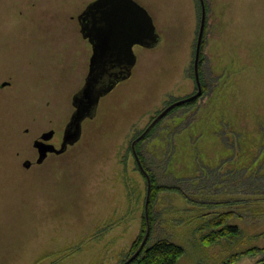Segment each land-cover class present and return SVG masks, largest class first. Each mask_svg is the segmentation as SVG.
Listing matches in <instances>:
<instances>
[{
	"label": "rangeland",
	"instance_id": "rangeland-1",
	"mask_svg": "<svg viewBox=\"0 0 264 264\" xmlns=\"http://www.w3.org/2000/svg\"><path fill=\"white\" fill-rule=\"evenodd\" d=\"M19 1V10L31 12L35 21L21 27L50 29L56 47L69 38L83 45L75 19L65 15L71 10L67 2L61 7V0ZM138 1L151 15L157 45L133 48L137 61L130 78L99 101L77 145L40 168L18 165L16 159L31 152L29 135L37 130L25 135L17 127L28 125L47 97L68 119L88 52L77 55L68 48L55 73L59 82L35 87L27 83L26 47L6 49L0 38V71L12 73L18 86L0 91V264H121L140 234L145 183L130 143L158 113L196 93L193 61L201 18L197 0ZM200 1L198 76L204 94L201 87L196 106L169 115L140 145L158 183L176 186L187 199L159 197L150 241L168 238L181 246L185 253L178 264H222L231 254L264 248V212H254L264 211V0ZM29 53L32 62L44 61L42 49ZM227 211L236 214L229 223L241 237L200 247L197 226ZM261 257L234 264H258Z\"/></svg>",
	"mask_w": 264,
	"mask_h": 264
},
{
	"label": "water",
	"instance_id": "water-1",
	"mask_svg": "<svg viewBox=\"0 0 264 264\" xmlns=\"http://www.w3.org/2000/svg\"><path fill=\"white\" fill-rule=\"evenodd\" d=\"M78 23L83 39H86L91 45V56L83 88L72 101L75 112L72 116L71 128H68L66 136V144L69 145H73L79 139L81 122L86 118L91 119L95 116L99 100L109 94L118 83L130 78L132 68L136 63V57L132 48L139 46L144 49H152L157 45L159 39L152 18L132 0H97L86 7L78 17ZM203 28L204 8L202 5L201 24L193 61L196 93L164 109L155 117L144 133L131 144L134 158L141 170L138 158L134 153L135 143L143 138L149 129L171 109L201 96L198 60ZM113 70H117V72H113ZM63 149L58 150L57 153L63 152ZM39 162H41V158L38 160ZM28 164V162H25L24 166L27 167ZM148 194L149 182H147L145 209L147 207ZM145 218L147 222V214ZM148 232L149 227L147 226L144 239L138 251L144 245ZM138 251L124 264H128L137 255Z\"/></svg>",
	"mask_w": 264,
	"mask_h": 264
},
{
	"label": "flooded vegetation",
	"instance_id": "flooded-vegetation-1",
	"mask_svg": "<svg viewBox=\"0 0 264 264\" xmlns=\"http://www.w3.org/2000/svg\"><path fill=\"white\" fill-rule=\"evenodd\" d=\"M96 1L97 0H86V2L83 3V0H69V2L68 0H61L59 2L61 7L67 6L68 9H71L70 12L67 11L65 15H67V17L71 20L75 19L77 25V29H76L77 38L83 43V45L79 43L73 45L71 43L73 42L72 39L69 38L60 41L58 46L56 47L54 46L55 45L54 38L56 34L51 33L49 31L50 29L41 28V27L26 29L24 27H21V25L28 26L29 20L33 22L32 24L34 26L35 21H33V18H31L30 16L31 12L26 14L25 12L22 13L19 10V6H20L19 0H0V35H1L0 38L3 41L6 49L13 48L18 45H23L24 47H26L24 62L26 64L28 63V67L31 70L30 72L31 75L27 83H33L35 87L38 86L41 87L44 84L59 82L57 77L58 74L56 75L55 73L57 72L58 69H61L62 62L65 61L63 60L65 59V52L67 51L68 48L71 47L75 48L73 51H75L77 55H80L81 51L88 52V63H89V58L91 56V45L88 43L86 39H83L82 34L80 33L78 17L82 14V12L86 9L88 5H90L91 3H95ZM132 1L135 2L141 8H143L151 17L147 8L141 2H139L138 0H132ZM65 2H67L66 6H65ZM197 2L200 11L199 18H201L202 16L201 1L197 0ZM20 17L22 19H20ZM134 47L144 49L139 46H134ZM30 48H33L35 53H37V50H41V49L43 50L44 61H42V63H36L31 61L32 55L31 53H29ZM50 48H54L52 50L53 53L56 52L57 53L56 56H58L60 59L56 57H54L56 59L53 60L51 59L50 52L52 51L50 50ZM136 61H137V57H136ZM134 67L132 68V71ZM49 70L52 73L51 75L49 74ZM87 71H88V67H87ZM113 72H117V70H113ZM86 75L87 72L84 76L80 88L76 91V93L73 94V97L71 98L72 109L68 119L66 118V113H63L62 109L61 110L58 109L57 111H54L53 108L50 107V100L49 97H47L44 100L45 101L44 105L39 107L35 111L36 116L29 119L30 122L28 123V125L23 124L20 128L17 127V130H21L24 127L21 133L25 135L30 134L33 128H36L37 130L35 134L31 133L33 136L31 134L29 135L31 141L29 140L28 145L31 149V152L29 154H23L26 158L23 159L22 161L21 159L15 158L17 160L18 165L21 162V168H23V170L24 169L29 170L33 167L40 168L45 161H47L48 159L60 158L64 153H66V151L69 148L77 145V143L79 142L80 137L73 145L66 144L67 143L66 136L68 133V128H71L70 126L71 120L75 112V108L72 105V101L73 98L77 96L79 92H81ZM17 88L18 86L16 84L15 76L12 73H9L7 70L0 71V91H4L6 89H17ZM192 95L193 94H191L190 96ZM180 100L183 99H179L178 101ZM39 116L42 117V120L39 119ZM91 119L86 118L81 122L80 124L81 133H82L83 123ZM62 148H64L63 152L57 153V151ZM15 155L19 157L20 153L16 152ZM40 158H41V162L38 163V160ZM25 162L29 163L27 167L24 166Z\"/></svg>",
	"mask_w": 264,
	"mask_h": 264
},
{
	"label": "trees",
	"instance_id": "trees-1",
	"mask_svg": "<svg viewBox=\"0 0 264 264\" xmlns=\"http://www.w3.org/2000/svg\"><path fill=\"white\" fill-rule=\"evenodd\" d=\"M202 46L200 49V56H199V62H198L199 75H200V65L202 62ZM200 79H201V75H200ZM205 85H206L205 83H201L203 94H204ZM195 89H196V86H195ZM198 100L199 98H196L193 101L184 103V105L182 104L179 105V108L177 106L174 109L170 110V112L167 115H165L164 118L159 120L154 126H152V128L149 129V131L143 136V138H141L135 143L134 153L138 158V162L142 170L138 167L137 161L134 158V155L131 149V144L138 137H140L145 130L141 132L138 136H136L130 143L129 151L132 157L134 158V161L136 163V168L140 172V175L143 178V181L145 183L144 205H145L146 197H147V182H149V194H148V199H147V207L145 211L143 212V221L141 224L140 234L138 235L136 240L132 243L130 250H129V254L127 255L126 259L121 264H124L130 257H132L138 251L144 239L147 226L149 227L148 237L144 245L142 246V248L138 251L137 255L131 261H129L128 264H178L179 259L185 253L184 249L181 246L170 241L168 238H157L153 242H150L153 236L154 230L156 228L157 221H156V214H155V205L159 197L162 194H176V195L181 196L183 199H186V197L183 195L181 190L178 189L176 186L158 183L157 178L149 170V168L146 165V160L144 159L140 151V145L151 137V135L156 131V128L169 115L173 114L178 109H188V108H192L193 106H196L198 104ZM153 120L154 119H152L151 122ZM197 153L199 154V156L201 155V158H202L203 153L199 151H197ZM201 206H204V205H201ZM254 212L262 213L264 211L260 209L259 210L254 209ZM144 213L147 214V222H145ZM234 217H237L234 212H231V211L222 212L206 220L204 223L198 225L196 228L197 229L196 232H199L201 234L200 239L198 241L199 246L202 248H207V247L219 244L222 240L234 242L235 240L239 239L241 237L240 229L236 225H232L229 223V221ZM260 235L264 237V230L262 231ZM258 254H261L262 257L261 259L258 260L257 263L264 264V248H261V249L250 248L248 250H244L239 253L231 254L225 261L222 262V264H234L243 257H247V256L253 257Z\"/></svg>",
	"mask_w": 264,
	"mask_h": 264
}]
</instances>
